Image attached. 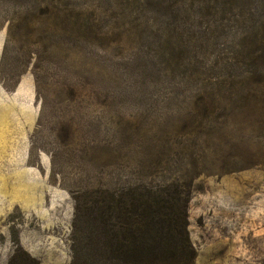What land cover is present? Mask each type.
<instances>
[{
  "label": "rangeland",
  "instance_id": "rangeland-1",
  "mask_svg": "<svg viewBox=\"0 0 264 264\" xmlns=\"http://www.w3.org/2000/svg\"><path fill=\"white\" fill-rule=\"evenodd\" d=\"M174 180L195 264H264V0H0V264H71L75 197Z\"/></svg>",
  "mask_w": 264,
  "mask_h": 264
},
{
  "label": "trees",
  "instance_id": "trees-1",
  "mask_svg": "<svg viewBox=\"0 0 264 264\" xmlns=\"http://www.w3.org/2000/svg\"><path fill=\"white\" fill-rule=\"evenodd\" d=\"M193 180L75 197L71 264H195L188 233Z\"/></svg>",
  "mask_w": 264,
  "mask_h": 264
}]
</instances>
